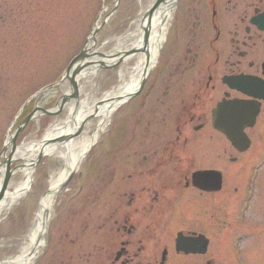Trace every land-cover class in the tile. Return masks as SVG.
<instances>
[{"label":"rangeland","instance_id":"374dc122","mask_svg":"<svg viewBox=\"0 0 264 264\" xmlns=\"http://www.w3.org/2000/svg\"><path fill=\"white\" fill-rule=\"evenodd\" d=\"M150 2L105 0L106 10L99 20L102 22L107 17V22L95 35L98 52L104 49L112 53L123 44V36L134 30L133 22L141 17L142 6ZM99 4L100 0H0V150L7 129L25 99L53 83L80 51L98 21ZM168 24L156 63L162 49L169 48L172 42L171 22ZM176 42L172 43L174 47ZM122 44V47L130 46L129 41ZM136 60L133 58L128 66H133ZM123 65V61H118L90 76L85 85L88 90L92 89L94 98L101 99L118 85V72ZM80 84L84 86L83 82ZM65 86L69 90L68 83ZM145 89L143 85L113 112L105 133L61 190L51 212L45 246L34 264H50L56 254L62 257L65 252L75 256L80 250L85 251V260L89 261L95 245L99 247L97 239L104 227L96 225V218L109 211L114 196L130 192L129 183L121 182L130 174V115ZM63 95L57 86L44 95L39 107L50 114H38L28 121L16 136V147L41 142L55 120L51 112ZM33 111L34 102H31L11 131ZM65 116L63 111L58 118ZM250 138L251 145L246 152L240 156L230 152V157L238 158L236 164H230L227 155H217L218 149L228 146L224 139L198 140L199 149L213 148V165L221 168L224 182L223 190L215 196V264H264V114ZM62 165L54 155H42L38 161L36 157L31 161L15 160L10 165V169H17L11 184L23 179L22 169H25L30 172V188L27 197L0 222V262L17 254L20 240L27 234L39 200L46 192L50 174Z\"/></svg>","mask_w":264,"mask_h":264},{"label":"flooded vegetation","instance_id":"af4514ba","mask_svg":"<svg viewBox=\"0 0 264 264\" xmlns=\"http://www.w3.org/2000/svg\"><path fill=\"white\" fill-rule=\"evenodd\" d=\"M170 18L172 42L130 115V174L121 181L130 192L114 196L96 218L104 228L91 260L80 250L56 254L50 264H215V196L224 182L221 174L215 192L213 181L200 180L221 168L213 148L199 149L198 140L224 139L217 155L236 164L230 152H244L212 125L217 105L235 101L258 107L244 129L251 142L264 114V0H177ZM182 243L193 252H182Z\"/></svg>","mask_w":264,"mask_h":264},{"label":"bare ground","instance_id":"6f19581e","mask_svg":"<svg viewBox=\"0 0 264 264\" xmlns=\"http://www.w3.org/2000/svg\"><path fill=\"white\" fill-rule=\"evenodd\" d=\"M150 1L148 6H142L141 17L133 22L135 26L134 30L127 32L122 38L123 44H121L124 45L129 41V47H122L120 44L112 53H106L104 49L98 52L99 49L95 47L96 37L94 38L87 55L74 68L75 71L80 66L78 74L74 79L77 97L69 98L64 104L58 101V104L51 112L52 115L54 114L55 120L46 130L41 142H38L37 145L34 143L32 146L16 147L13 152L12 159L14 160L19 158L31 161L42 153L44 156H57L63 162V165L60 170L50 174L46 192L39 200L27 234L20 240L21 243L17 248V254L5 258L0 264H34L45 246V236L51 212L57 197L61 193L60 187L65 183L67 175L79 170L88 153L96 146L101 136L105 133L113 112L125 103L132 93L137 92L142 73H145L146 69L150 68L151 70L155 67L156 57L165 39V34L169 27L168 22L170 23L169 16H171L172 12L169 8L171 4L167 0L160 4L151 18H148L150 9L156 3V0ZM164 17L169 21L163 24L162 20ZM106 19L107 17L103 19L100 25L101 28L107 22ZM145 29L148 30L149 35L146 51L142 52L141 49L145 46L143 41ZM133 58H137L135 64L128 66L127 63L133 60ZM118 61L124 62L123 67L118 72V85L105 93L101 99L94 98L92 89L88 90L89 87L86 85L90 78L102 69L99 63H103L105 67L116 64ZM80 82H83L84 86H81ZM65 85L66 82L64 80V82L57 86V91L64 93L63 96L66 98L71 97L73 90L69 86V90L66 89ZM63 111H66L64 119H60L55 115L56 112L60 114ZM26 116L17 124L15 130L23 123ZM94 119L96 121L92 122ZM81 126L80 134L73 136ZM59 137H64V143L49 144L51 140ZM25 168H29V166L26 165ZM22 170L24 171L23 179L11 184L13 177L11 176L5 191L2 193L3 196L0 199V222L8 212L15 208L14 206L18 205L28 195L30 172L25 169ZM2 182L3 175L0 171V188Z\"/></svg>","mask_w":264,"mask_h":264},{"label":"water","instance_id":"95a60500","mask_svg":"<svg viewBox=\"0 0 264 264\" xmlns=\"http://www.w3.org/2000/svg\"><path fill=\"white\" fill-rule=\"evenodd\" d=\"M167 0H156V3L154 5V7H152L148 13V18H151V16L154 14V12L156 11V9L160 6V4L162 2H165ZM177 0H169L170 2V11L173 10L175 3ZM166 22V18L164 17V19L162 20V23L164 24ZM150 25V24H149ZM145 35H144V47L141 49L142 52L146 51V46H147V42H148V35L149 32L147 29H145ZM88 51H82L81 53H79L76 57L73 58V60L70 62L64 79L62 81H60L58 84H55L51 87H49V89H52L55 86L60 85L62 82L68 83L69 87L72 88L73 90V95H71V97H61L60 101L61 104L66 103L69 98H76L77 97V92H76V84H75V76L78 74L79 71V67L76 68V70L74 71L75 66H77V63L82 60L86 55H87ZM134 52V51H132ZM101 56V54H99ZM102 66V69H107L110 68L112 66H114L115 64H111L109 66H105L103 65V63H99ZM150 71V68L146 71L145 73H142L141 79L139 81V85L136 91H138V89L140 90L143 85L144 82L146 80V77L148 75ZM134 93H132L133 95ZM131 95V96H132ZM45 96H41L39 99L36 100V103L34 105V111L32 112V114L28 115L25 120L23 121V123L18 127L17 130H15V132L13 133L10 142L8 143L7 147H5L2 151L3 154V159L0 162V170L3 171V182L0 188V199L2 198V193L5 191L6 186L11 178V176L14 174V172L17 169H10V165L13 163V161H15L14 159H12V155L13 152L16 149V146L14 144V141L16 139V136L20 133V131L23 129L24 125L30 121L31 119L35 118V116H38V114H50L47 113V111H42V109L39 107L40 103L43 101ZM130 98V96H129ZM58 104V102H57ZM218 113L214 112V124L215 126L218 128V130L222 131L226 137L229 139V141L232 143V145L239 151H244L248 148L249 146V141L243 136L242 130L244 125L250 126L255 118L256 115V108H252L251 104H246V103H241V102H235L233 101L231 104H227V103H223L220 105L219 110L217 111ZM59 112H56L55 115L58 116ZM54 116V114L52 115ZM81 127L78 128L77 132L74 133L73 136H78L80 134L81 131ZM65 139L64 137H59L56 139H53L49 142V144H54V143H64ZM9 151V152H8ZM5 153H8L7 155H4ZM42 157V153H40L39 155L36 156V161H38L40 158ZM16 160H23V159H16ZM74 172H71L67 175V179L65 181L64 184L61 185L60 187V191L64 189V187L66 186V184L70 181L71 177L73 176ZM209 175V176H208ZM208 179L213 181V183L211 184V186L214 185V190L217 191L220 189V184H221V175L218 172H209L208 174L204 173L201 174L200 176V180L202 179Z\"/></svg>","mask_w":264,"mask_h":264}]
</instances>
